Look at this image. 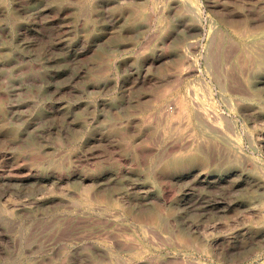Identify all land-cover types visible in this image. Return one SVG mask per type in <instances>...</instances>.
I'll list each match as a JSON object with an SVG mask.
<instances>
[{
	"label": "rangeland",
	"instance_id": "rangeland-1",
	"mask_svg": "<svg viewBox=\"0 0 264 264\" xmlns=\"http://www.w3.org/2000/svg\"><path fill=\"white\" fill-rule=\"evenodd\" d=\"M0 264H264V0H0Z\"/></svg>",
	"mask_w": 264,
	"mask_h": 264
}]
</instances>
